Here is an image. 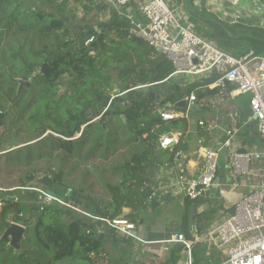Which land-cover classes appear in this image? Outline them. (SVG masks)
Here are the masks:
<instances>
[{
    "label": "trees",
    "instance_id": "obj_1",
    "mask_svg": "<svg viewBox=\"0 0 264 264\" xmlns=\"http://www.w3.org/2000/svg\"><path fill=\"white\" fill-rule=\"evenodd\" d=\"M33 1V4L23 7L24 0H0V50L8 48L10 52L8 55L3 54L4 59H6V56H11L9 58L13 60L17 57V53H14L11 49L13 37L19 38L21 34H24V38L32 43L31 50L29 49L30 53L24 58V73L14 74V79H28L33 75L41 60L50 62L49 67L34 79L32 87L26 89L31 91L34 87H41V92L34 94L33 101L35 103L40 98L41 101L44 99L46 102L44 109L37 105L38 109L36 108V113L32 115L33 119L35 116L43 118V121L39 125H35L34 129L37 135L35 139L40 138L38 140L40 142L34 141L32 143L38 142L37 148L43 141L56 140L59 144V151L63 150L65 154L72 153L74 147L71 139L55 137L53 134L44 135L47 130L51 129L64 137L71 138L76 132H81L83 124L93 120L94 114L99 116L103 112L99 108V103L116 87V82H128L130 87L147 85L164 80L175 70L173 64L164 54L156 51L140 38L129 37V21L117 12L114 13L108 29L111 34L105 31L99 44L91 43L87 47L83 44L81 48L76 49L72 47L73 40L69 38V29L65 27L64 19L61 17L62 13L68 11V0H44V5L40 4V8L38 7V1ZM76 1L87 2L83 5L86 13H90L96 8L101 9L104 6L98 0ZM140 2L141 0L131 1L132 12L136 13V7ZM193 2L194 0H191V6ZM42 5L44 7L48 5L52 8L45 10ZM9 7L15 11L8 22H5ZM49 11H53V13L51 14ZM54 11L59 12L61 15L54 14ZM191 11L188 22L192 29L205 39L216 43L220 49L235 57H243L251 51L264 55V32L260 29L261 27H258L261 30L259 31L257 27H254L255 25H249L241 21L236 22L235 26L225 25V23H223L225 26H222L216 21L205 19L203 17L205 16L204 11H197L193 7ZM22 15L28 17L23 22L21 21ZM27 20L31 23H26ZM38 29L41 32L40 39L52 37L55 33L60 32L67 40L57 38L59 41L54 49L49 48L47 44L44 45V48L38 45L36 49L35 41L38 38H31L27 33L32 32V30L37 33ZM5 43L9 46L3 48ZM43 52L46 53L45 56ZM2 53H5V50ZM2 63L8 64V60H3ZM7 66L12 68L13 65L8 64ZM64 75H69L74 79L75 87L68 94L59 96L60 85L58 81ZM81 81H84V84H80ZM208 84L210 83L201 79L193 80L187 87L176 83L171 91L164 96L160 104L156 105L148 100H133L127 105H124V101L119 103L115 99L113 100L101 118L102 122L106 123L105 128L103 126L98 127L99 131L104 134L95 136L94 143L98 145L99 140L104 135L105 142L107 141L106 149L110 148L109 141L112 140L110 135L114 129H112L111 121L108 118L118 117L122 126H129L132 131L135 130L134 141L140 140L145 148L134 151L130 158L126 160L123 165L122 177L117 184H107L110 199L105 207L102 208L98 202L91 199L95 202L93 204L89 201L90 197L84 199V196L80 195L79 200L71 199V194L66 197L68 187H65L62 171L54 173L51 170L43 172L32 170L31 173L27 174L25 180H21L14 191L24 190V196L31 201L30 206L32 209L40 213L36 217L34 231L41 246L51 254L50 260L46 262L47 264H57L64 259H82L87 264H96L98 258H104L106 252L102 241L96 238L95 225L87 216L82 214L79 215L83 217L79 216L72 208L62 204L59 205V202L55 205L50 203L41 209V202L38 200L39 192L28 189L27 184L44 174H50L53 177L50 189L57 193L58 198H60L62 190L65 196L64 199H60L66 203L77 206L82 204L81 206L85 210L89 209L90 213L100 214L104 218L118 217L124 207H131V219L136 221L148 209L149 198L153 190L147 183L148 178L145 174L152 166L168 167L174 161L175 152H171L166 160H161L157 156V150L160 147L158 146L160 136L174 130H180L184 133L189 128V123L185 118L170 122L162 121L156 107L160 105L163 108H168L165 105L170 104V107L174 108L177 101L186 98V96L189 97L192 92L199 91L201 86H208ZM9 98L12 99V95ZM122 115L125 119L122 118ZM8 117V113L3 112L0 114V125L7 122ZM86 129L83 130L80 138L85 135ZM145 133H148L146 137L143 136ZM113 134H116V132ZM6 145V138L0 134V156L4 155L5 163H8L11 158L7 154L8 151L6 150L9 149L6 148ZM82 145L84 146L85 143L82 142ZM91 151L92 155H96L94 148ZM30 155L38 158L43 157L41 152L35 153L32 151ZM149 175L150 173H148ZM54 184H57V187L54 188ZM34 187L42 186L37 185ZM13 197L16 196L0 190V201H3L0 211V241L3 242L2 247L8 246L10 249H13L9 244L10 238H2L6 229L12 222L27 226V221L23 218L24 209L20 203V196L19 198L16 197L17 199H13ZM49 209L51 216L50 220L46 221L44 212ZM20 210L22 215H20ZM213 212V209H211L201 214L203 220L208 222V226ZM87 230L90 233H87ZM202 250L200 245L195 246L193 249L194 264H207V259L200 257Z\"/></svg>",
    "mask_w": 264,
    "mask_h": 264
},
{
    "label": "built area",
    "instance_id": "obj_2",
    "mask_svg": "<svg viewBox=\"0 0 264 264\" xmlns=\"http://www.w3.org/2000/svg\"><path fill=\"white\" fill-rule=\"evenodd\" d=\"M98 1L112 2L117 12L129 21L128 35L143 39L156 51L164 54L173 64L174 72L164 80L171 76L176 78L208 76L214 79L208 87L220 86L223 88L221 93L225 95H229L228 91L224 90L226 81L234 86L231 93L249 94L251 120H257L263 148L239 151L236 149V130L228 129L226 130L228 138L221 147L204 149L202 154L204 168L197 178H189L181 172L182 169H179L176 181L170 185L171 188L179 186V192L183 193L185 202L196 200L207 194L214 185L219 186L220 192L223 193L225 184L220 182L218 177L219 156L222 149L230 148V164L234 178L231 186H246L248 192L233 203L232 214L230 211L201 238L213 247L224 251L225 257L218 264H264V55L251 51L243 57H235L225 52L216 43L197 34L187 20L183 22L177 16L179 8L171 4L172 0H141L137 7L140 18L131 14L129 9L125 11V7L131 4L132 0ZM242 1L215 0L214 9L215 11L219 9L223 18L233 19V22L257 16L260 18V25L264 27V4L255 0L250 9H246L241 6ZM95 38L96 34L89 36L84 41V45L89 46ZM195 100L197 95L192 92L184 110L172 107L160 109L158 113L164 122L189 118V104L194 103ZM2 113L0 106V114ZM147 135L148 133H145L144 137ZM180 141L181 133H165L159 138V146L169 149L173 144H180ZM28 189L39 192L41 209L52 202V196L46 188ZM13 199L17 198L13 197ZM57 199L60 204L72 208L94 222L105 223L108 228H113L118 234L136 238L137 225L127 218H104L80 206ZM2 206L3 201H0V208ZM20 215H22L21 212ZM95 231L99 233L97 227ZM87 233L90 231L87 230ZM173 241L181 242L189 251L191 250L193 242L184 233H175ZM187 264H193L192 258Z\"/></svg>",
    "mask_w": 264,
    "mask_h": 264
},
{
    "label": "rangeland",
    "instance_id": "obj_3",
    "mask_svg": "<svg viewBox=\"0 0 264 264\" xmlns=\"http://www.w3.org/2000/svg\"><path fill=\"white\" fill-rule=\"evenodd\" d=\"M258 1L264 4V0ZM198 2L202 3V6L199 7L198 5H196V2H194L192 4V7L197 11H204L203 13H205V16L203 17L205 19H209L211 21L212 19H215L218 23H221L222 26H225L226 24L235 26V24H237L236 22H233V19L223 18L222 13L219 9L215 11V0H207L206 5L205 0H200ZM33 3V0H24V4L22 6H28ZM84 3L87 2L68 0V11H66V13H62V15L81 16L83 13H85V10L83 8ZM254 3L255 0H243L241 2V6L243 8L250 9V7ZM171 4L174 7L178 8L180 6L185 8L184 6L186 5L187 10H189L188 13L190 16L192 7L190 8L186 1L185 3L181 4L176 0H172ZM103 5L104 8H96L92 11V14L96 15L97 19H101L102 21L106 22L117 10H115L107 1H104ZM50 7L51 6L46 5L44 9L48 10ZM14 11L15 10L9 7V11L6 13L5 22H8V20L13 16L12 13ZM49 12L51 14L53 13V11ZM54 12V14H57L58 16L61 15L57 11ZM177 16L184 22L185 19H183L184 15L182 14L181 9L179 10V12H177ZM217 17L219 18L217 19ZM27 18L28 17H24V15H22L21 21L23 22ZM251 18H253L255 21V23L252 25H255L254 27H257V29L258 27H261L260 29L264 32V28L260 26V18L257 16H253ZM26 23L29 24L31 23V21L27 20ZM187 23L189 24L188 21ZM223 23H225V25ZM260 29L258 30L261 31ZM107 31L108 34H111L109 30ZM24 37L25 35L21 34L19 38L13 37L11 40V49L12 51H14V53H17V57L15 59H10L9 57L11 56H6V59H4L3 54L8 55L10 52L8 48L0 50V106L3 112L9 114L7 122H5L3 125H0V134L6 138V148L9 149L7 154H9L11 158L8 163H5V160L3 158L4 155L0 156V190L4 191L7 194L10 193L11 195H14L18 198L20 196V203L22 208L24 209L23 218L26 219L27 226L23 225L26 228V231L24 238L19 243V247H12L13 249H10V247L8 246L2 247L3 242L0 241V264H41L42 262V264H47L46 262L50 260L51 254L45 251V249L41 246V243L39 242L37 236H35L34 225L36 223V217L40 213L32 209V207L30 206L31 201H29L27 198H25L26 196H24V190L19 189L17 191H14L21 180H25V177L28 173H31L32 170H39L42 172L45 170H51L54 173L62 171L64 173L63 181L65 187L78 189V191H81L85 194V197H90V202H93L91 199H94L95 202L104 203L109 198V192L107 191L106 187L107 184H117L122 177L123 165L126 160L130 158L131 154L134 151L145 148V145L140 140L134 141V138L136 136L135 130L132 131L131 127L129 126H122L119 123L118 117H114L112 119L111 117L108 118V120L110 119L111 121L112 129L115 130H113V133L116 132V134L112 133V136L110 135L112 140L109 141L110 148H108V150L106 149L107 141L105 142L104 135L99 140L98 145L94 143L95 136L99 135L101 132L99 131V125L97 124H93L91 128L88 127L86 129L85 135L82 138H80V132H76L71 138L65 137V139H71L73 142L74 151L72 153L65 154L63 150L59 151V144L56 140L43 141L39 148H37L36 145L39 144L38 142L40 141L38 140L40 138L35 139L37 135L34 129L35 125H39L40 122L43 121V118L35 116V118L33 119L32 115L36 113V108L38 109L37 105L44 109L46 102L44 99L43 101H41L42 99L39 98L37 99V102L34 103L33 96L35 93L41 92V87H35L31 93H29V90L26 89H22L19 92V86L17 87V84L13 80L14 74L24 73V58H26V56H28V54L30 53L29 49L31 50L30 47L32 43H29L27 41V38ZM57 38H63L60 32L55 33V35L52 37H45L43 39V43L44 45H49V48L54 49L59 41ZM35 43L37 49L38 41L36 40ZM43 43L41 42L40 44ZM3 46V48H6L9 45L7 46V44L5 43ZM4 50L5 53H2V51ZM3 60H8V64L13 65L12 68H9L7 66L8 64H3ZM199 78L201 77H198L197 79ZM180 79H182L180 84H182V86L184 87H187V85L193 81L192 76H182ZM58 82L60 85L58 90L59 96L68 94L75 87V81L69 75L62 76ZM116 88L117 87L110 91L109 94H118V90ZM10 95H12V99L9 98ZM247 95L249 96V94H246L242 98H240V100L242 101V103H240L242 111H244L248 107L246 101L244 100ZM28 104H31L32 107L28 106ZM161 108H163V106H161ZM47 131L52 130L48 129ZM52 132L58 134L54 131ZM77 133L78 136H76ZM48 134L50 135L52 133ZM53 136L55 135L53 134ZM34 141L38 142L32 144ZM82 142L85 143L84 146L82 145ZM28 144L29 146H27ZM20 146L22 148L19 149L18 147ZM92 148H94V150L96 151V155H92L90 153L92 152ZM32 151L35 153L41 152L43 157H32L30 155ZM27 161L29 164L27 163ZM53 187H57V184H54ZM84 194L81 193L82 196H84ZM64 196L65 194H63V191L61 190V195L59 197L61 199H64ZM38 200L40 201L39 196ZM95 202H93V204ZM37 204L39 205L38 201ZM79 214L80 213H78V215ZM50 216V209L46 210L44 212L45 220L49 221ZM101 226L106 225L104 223H101ZM102 244L104 246L103 241ZM104 249L106 252V256L107 254H109L111 258H113L117 254L113 251L110 252V250L108 252L105 247ZM101 263L102 262H100L99 260L96 261V264ZM57 264L87 263H85L82 259H64L62 261H59Z\"/></svg>",
    "mask_w": 264,
    "mask_h": 264
},
{
    "label": "crops",
    "instance_id": "obj_4",
    "mask_svg": "<svg viewBox=\"0 0 264 264\" xmlns=\"http://www.w3.org/2000/svg\"><path fill=\"white\" fill-rule=\"evenodd\" d=\"M176 1L181 4L185 3V1L187 3V0ZM198 1L194 0L196 5L199 7L202 6V3ZM206 1L207 0H205V5ZM180 7L179 10L181 9L182 14L184 15L183 19L188 21V18L190 17L188 13L189 10H187L186 5L184 6L185 8ZM114 9L116 10V8ZM126 9H129V12L135 17H141L138 9L135 10L136 13L131 11L133 9L131 4H129ZM254 23L255 21L253 19V24ZM192 77V80L201 77L199 80H206L209 83L214 81V79H210L208 76L205 77L200 75ZM224 88V90L228 91L229 95L221 93L223 88L220 86H201L199 91H194L197 95V100H195L194 103H196L197 106L190 114L189 118H185L189 123L188 130L184 133L180 130H174L175 132L181 133L180 144H173L169 149L159 147L157 150V156L161 160H166L171 152H175L174 161L168 167L152 166V168L148 170L150 175L148 176V173L145 174L148 178L147 183L152 189H154L159 183L160 185H163V183H174L179 169H182L181 172L187 177L192 179L197 178L204 168V160L202 156L204 149H218L221 147L228 138L226 134V130L228 129L236 130V149L239 151L245 152L246 149L260 150L263 148V142L259 136L258 127L257 130H255L252 125L251 111L250 109L248 110V108H250L249 96L247 95L244 99L248 107L242 111L240 105L242 101L240 98L246 94L231 93L234 89V86L231 83H226ZM186 99L188 100V96H186ZM153 103L155 105L157 104L155 102ZM165 106L169 108L171 105L167 104ZM168 108H161L159 105L156 107V110L158 112L160 109ZM174 131H169L167 133ZM177 152L179 153L176 154ZM230 155L231 149L225 147L222 149L219 156V167H222L223 170L222 172L218 171V177L219 181L225 184L223 189L224 192H220V196H218L216 192H208L198 199L190 200L186 203L183 198V193L177 192L175 200L160 203L159 205L154 206V209L150 206L149 200L148 209H146L142 213V216H139L136 221L131 219V207H124L122 213L118 217L127 218L136 223V238L125 237L118 234V241L114 242L111 238L104 237L102 241L107 251L118 252L124 250L126 244L120 242L121 239H124L135 243L138 248V251H136L138 258H131V261L134 263L187 264L189 259L192 258L194 264L193 249L195 246L200 245L203 249L200 252V257L207 259V264H218L225 257L224 251L208 244L207 241L203 240L201 237L218 221L226 217L231 211L233 203L248 192L246 186H231L234 178L230 164ZM227 169H229V172H227ZM228 177H231L230 181H227ZM69 190L75 191L79 196L81 193L84 194L83 192L78 191V189L68 188V191ZM169 190H173V188H169ZM109 199L110 196L106 202H100L99 205L102 208L105 207ZM81 205L79 206L85 209ZM211 209H213L214 212L211 214L212 219L208 226V222L203 220L201 214ZM87 211L90 210L87 209ZM91 222L94 221L91 220ZM101 223L102 222L93 223L95 227H97L99 234L108 229L105 223L106 226H101ZM192 230L193 238L190 239L188 235ZM177 232L185 233L186 237L192 240L193 243L190 251L183 245V243L173 241V235ZM145 253H148V255H143ZM154 254L157 255L155 259L152 258ZM107 256L104 254V258H98V260L102 262L101 264H107L111 258L109 254H107Z\"/></svg>",
    "mask_w": 264,
    "mask_h": 264
},
{
    "label": "water",
    "instance_id": "obj_5",
    "mask_svg": "<svg viewBox=\"0 0 264 264\" xmlns=\"http://www.w3.org/2000/svg\"><path fill=\"white\" fill-rule=\"evenodd\" d=\"M187 3L191 8V0H187ZM109 4L113 8H115V6L112 2H109ZM212 21L217 22V20H215V19H212ZM241 22L248 23L249 25H252L253 19L252 18H250L248 20L241 19ZM101 28H104V27H102L100 25L97 28H94V27L90 28V30L86 33L84 39L81 41V44L84 41H86L89 36L95 34V32ZM47 66H48L47 62L42 63L39 67L36 68L35 75H38L42 71H45L47 69ZM13 80H14V82H17L20 84L19 92L21 91L23 84H29V81H26L23 79H13ZM176 83H178V84L181 83V79H178L174 76H171L168 79L162 80L160 82H153L151 84L136 86V87H130V84L128 82H116V87H117L116 89L118 90V94H116V95L110 94L101 103H99V108L102 109L103 112L99 116H96L94 114L92 123L96 122L102 118V116L107 111V109L110 107L112 101L115 98L123 99L124 105H127V103H130L133 100H141V101L150 100V101H153V102L159 104L162 101V98L169 91H171V89L173 88V86H175ZM226 83H229V82L226 81ZM174 105H175V107H177L181 110H184L188 105V100L186 98L180 99ZM196 106H197L196 103H190L189 104L190 114L195 110ZM249 109L250 108H248V110ZM122 118L125 119L124 115H122ZM252 125H253L254 129L257 130L258 126H257V120L256 119L252 120ZM86 126H87V124H83L80 135L83 132V130L86 128ZM103 126L104 127L106 126L105 122H103ZM48 133H52L57 137L65 139V137L63 135L55 134L52 131H47L44 135H47ZM76 136H78V133L76 134ZM222 170H223L222 167H218L219 172H222ZM227 172H229V169H227ZM230 180H231V177H228L227 181H230ZM52 183H53V177L50 174H44L43 176L36 178L35 180L29 182L26 187L31 188V187L39 185V186L46 188L47 192L52 196L51 204L55 205L58 201V199H57L58 195L56 192H54L52 189H50ZM165 183H166V181H165ZM170 184H171V182L169 184L163 183V185H160V183H159L152 190V195L150 196V199H149L150 200V206L152 207V209H154L153 207L159 205L160 203L175 200L176 193L179 192V186L177 185L175 187H172L173 190H169V188H171ZM208 192H210V193L216 192L217 195L220 196V187L214 185L209 189ZM70 194H71V196H70ZM69 196L71 197V199H76V200L80 199V196L77 195L75 192H72V190H69L67 192L66 197H69ZM232 213H233V211H231V214ZM25 229L26 228L23 225L16 223V222H12L11 225L4 232L2 238L9 237L10 238V241H9L10 246L17 248V247H19V243L21 242V240L25 236V231H26ZM104 237H109L114 242L118 241V233L113 228H108L106 231H104L100 234L96 233V238L98 240H102ZM188 237L190 239L193 238V230L189 233ZM120 242L126 244V248L122 251L116 252L117 254L113 258H111L107 262V264H137V263H134L133 261H131L132 257L138 258V254L136 253V251H138V248L135 245V243H132L130 241H126L124 239H121ZM157 252H155V253L158 254ZM156 254H154V256H152L153 259L156 258V256H157ZM143 255L146 256V255H148V253H145Z\"/></svg>",
    "mask_w": 264,
    "mask_h": 264
},
{
    "label": "flooded vegetation",
    "instance_id": "obj_6",
    "mask_svg": "<svg viewBox=\"0 0 264 264\" xmlns=\"http://www.w3.org/2000/svg\"><path fill=\"white\" fill-rule=\"evenodd\" d=\"M37 1L39 3V6H38L39 8L41 7L40 4H43L44 5V0H37ZM43 5H42V7L44 8ZM103 8H104V6H103ZM113 15L106 22L102 21L101 19L100 20L97 19V16L94 15V14H92V12H90V13H86L85 12L81 16H75V15L66 16V15H62V18L64 19L65 27H67L69 29V33H70L69 38H71L73 40L72 41V47L73 48H76V49L81 48L83 46V44H84V42L81 44V41L84 39L86 33L90 30V28H93V27L94 28H97L98 26L101 25L104 28H101V29H99V30H97L95 32L96 38L92 42L93 44H99V42L102 39V36L104 35L105 31H107L109 29V26L111 24V20H112ZM27 35L29 37H31V38H38L37 41H38L39 47L41 46L42 48H44L43 39H40L41 38V32H40L39 29H38L37 33H36V31L32 30V32H28ZM62 37L63 38H61V39H65V37L63 35H62ZM65 40H67V38ZM41 42L43 44H40ZM85 47H87V46H85ZM45 54L46 53H44V56H45ZM101 59H103V57H101ZM44 62H47L48 63V66H47V68H48L49 67V64H50V62L48 60H41V62L39 63V66L42 63H44ZM35 72H36V70L33 72V75L30 78H28V79L21 78L23 80L29 81V84H23L21 90L22 89H28V88L32 87L33 82H34V79L39 75V74L38 75H35ZM43 72L44 71H42L40 74H42ZM82 82L84 83V81H81L80 84H83ZM15 83L17 84L16 85L17 87L18 86L20 87V84L19 83H17V82H15ZM32 90L29 91V93H31ZM115 100L117 102H119V103H121L122 101H124L121 98H117V99L115 98ZM28 106H31V104L30 105L28 104ZM85 119H86V116H85ZM102 121L103 120L100 119V120H98L96 122H93V123H92V121L86 122L85 123V124H87L86 128H88V127L91 128L93 124H97L99 126H103V122ZM100 134H102V132H100Z\"/></svg>",
    "mask_w": 264,
    "mask_h": 264
},
{
    "label": "clouds",
    "instance_id": "obj_7",
    "mask_svg": "<svg viewBox=\"0 0 264 264\" xmlns=\"http://www.w3.org/2000/svg\"><path fill=\"white\" fill-rule=\"evenodd\" d=\"M17 223V222H16Z\"/></svg>",
    "mask_w": 264,
    "mask_h": 264
}]
</instances>
